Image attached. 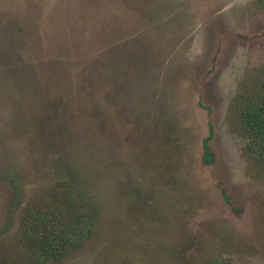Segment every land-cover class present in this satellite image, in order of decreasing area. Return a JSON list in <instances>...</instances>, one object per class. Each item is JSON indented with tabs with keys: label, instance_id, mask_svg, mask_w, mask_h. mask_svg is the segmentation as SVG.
I'll return each instance as SVG.
<instances>
[{
	"label": "rangeland",
	"instance_id": "rangeland-1",
	"mask_svg": "<svg viewBox=\"0 0 264 264\" xmlns=\"http://www.w3.org/2000/svg\"><path fill=\"white\" fill-rule=\"evenodd\" d=\"M262 80L264 0H0V264H264ZM50 208L94 220L57 258Z\"/></svg>",
	"mask_w": 264,
	"mask_h": 264
},
{
	"label": "trees",
	"instance_id": "trees-1",
	"mask_svg": "<svg viewBox=\"0 0 264 264\" xmlns=\"http://www.w3.org/2000/svg\"><path fill=\"white\" fill-rule=\"evenodd\" d=\"M252 88L250 97L244 98L243 105L237 109L236 120L247 154L264 164V80ZM71 219L62 221L51 208L46 212L30 209L25 225L33 227L35 232L28 231L27 237L39 250L57 258L69 248L79 246L93 233V218L90 220L85 215H79Z\"/></svg>",
	"mask_w": 264,
	"mask_h": 264
}]
</instances>
